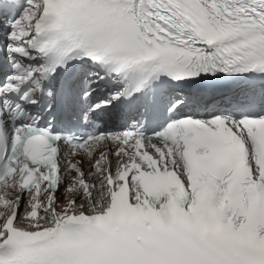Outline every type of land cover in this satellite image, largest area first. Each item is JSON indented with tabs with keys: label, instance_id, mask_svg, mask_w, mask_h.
Here are the masks:
<instances>
[{
	"label": "snow or ice",
	"instance_id": "6c2138e0",
	"mask_svg": "<svg viewBox=\"0 0 264 264\" xmlns=\"http://www.w3.org/2000/svg\"><path fill=\"white\" fill-rule=\"evenodd\" d=\"M0 17V264H264V0Z\"/></svg>",
	"mask_w": 264,
	"mask_h": 264
}]
</instances>
